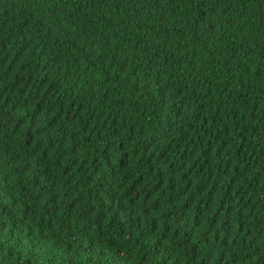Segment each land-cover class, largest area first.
Instances as JSON below:
<instances>
[{"label":"trees","instance_id":"obj_1","mask_svg":"<svg viewBox=\"0 0 264 264\" xmlns=\"http://www.w3.org/2000/svg\"><path fill=\"white\" fill-rule=\"evenodd\" d=\"M0 264H264V0H0Z\"/></svg>","mask_w":264,"mask_h":264}]
</instances>
